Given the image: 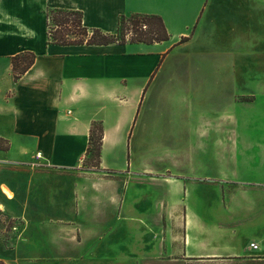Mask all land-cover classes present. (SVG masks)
Returning <instances> with one entry per match:
<instances>
[{
	"label": "crops",
	"instance_id": "1",
	"mask_svg": "<svg viewBox=\"0 0 264 264\" xmlns=\"http://www.w3.org/2000/svg\"><path fill=\"white\" fill-rule=\"evenodd\" d=\"M53 9L111 34L157 15L170 39L48 44ZM22 53L36 60L15 82ZM166 112L186 146L174 167L115 163L134 139L162 142ZM94 122L89 173L142 188L76 173ZM0 142V238L3 220L18 231L6 264H264V0H0Z\"/></svg>",
	"mask_w": 264,
	"mask_h": 264
},
{
	"label": "trees",
	"instance_id": "2",
	"mask_svg": "<svg viewBox=\"0 0 264 264\" xmlns=\"http://www.w3.org/2000/svg\"><path fill=\"white\" fill-rule=\"evenodd\" d=\"M48 44L58 46L155 44L170 39L163 19L157 15L136 13L119 17L116 34L101 29H89L83 25V14L68 9H53L47 13ZM36 56L22 53L11 59L14 81H18L34 64ZM103 126L94 122L90 129L89 147L85 159L94 154L101 165ZM0 149H4L0 142ZM0 264H6L0 261Z\"/></svg>",
	"mask_w": 264,
	"mask_h": 264
},
{
	"label": "rangeland",
	"instance_id": "3",
	"mask_svg": "<svg viewBox=\"0 0 264 264\" xmlns=\"http://www.w3.org/2000/svg\"><path fill=\"white\" fill-rule=\"evenodd\" d=\"M167 116L165 117V123L163 122L164 126L167 127V134L164 136L162 142H156V143H145L143 141H137L138 139H134L129 145H130V154L129 158L127 159H120L116 160L117 162L115 163H124L128 167L129 163H131L130 166L138 169V170H154L156 169H163L164 167L167 168L166 166L174 167V154L176 152V149H180L183 147V149L186 148L185 143H175V140L172 139L170 136L172 134V129L174 131L176 130L175 126L170 123L169 120L173 121V117L169 118L168 113L166 112ZM166 127H164L166 129ZM111 159V157H110ZM129 162V163H128ZM98 166V163L94 159V154H90L89 158L87 157L82 164V168L84 169V172H88L87 175L83 172H80L79 169H77V174L79 176H86V177H99L101 178L104 176V178H118L120 180H126L129 179L134 183H131V186L129 187L128 191L131 192L134 190V188L139 187L142 188L144 183L148 181L149 179L135 176V177H122V176H112V175H92L89 173L91 169H95L92 172L97 173L100 167ZM163 167V168H161ZM80 168V169H82ZM103 178V177H102ZM123 178V179H122ZM136 186V187H134ZM3 189L7 190L9 194H7L8 197H13L12 192L6 187L3 186ZM2 189V190H3ZM138 190V188H136ZM157 193V191H155ZM3 193L6 195V193L3 191ZM139 195L142 196L141 191H137ZM140 196V197H141ZM150 199H153V192H150L149 197ZM153 209V208H152ZM17 225V221L13 220H3L2 224V238H0V261L5 262L6 260L13 259L12 255L7 252L8 248L12 246L13 240L12 236L15 235L17 229L14 228Z\"/></svg>",
	"mask_w": 264,
	"mask_h": 264
},
{
	"label": "built area",
	"instance_id": "4",
	"mask_svg": "<svg viewBox=\"0 0 264 264\" xmlns=\"http://www.w3.org/2000/svg\"><path fill=\"white\" fill-rule=\"evenodd\" d=\"M36 158L37 159H40L41 158V154H39V153L36 154ZM84 161H85V158L82 159V161H81L82 164L84 163ZM251 248L254 249V250H256L258 248V246L256 244H251Z\"/></svg>",
	"mask_w": 264,
	"mask_h": 264
},
{
	"label": "bare ground",
	"instance_id": "5",
	"mask_svg": "<svg viewBox=\"0 0 264 264\" xmlns=\"http://www.w3.org/2000/svg\"><path fill=\"white\" fill-rule=\"evenodd\" d=\"M3 191L6 193V195L9 194V193L7 192V190L3 189Z\"/></svg>",
	"mask_w": 264,
	"mask_h": 264
}]
</instances>
